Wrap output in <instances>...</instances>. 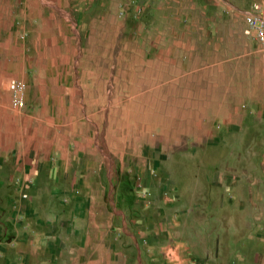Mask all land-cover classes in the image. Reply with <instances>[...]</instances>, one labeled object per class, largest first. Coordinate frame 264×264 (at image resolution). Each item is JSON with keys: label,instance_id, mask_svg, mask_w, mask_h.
Returning <instances> with one entry per match:
<instances>
[{"label": "rangeland", "instance_id": "374dc122", "mask_svg": "<svg viewBox=\"0 0 264 264\" xmlns=\"http://www.w3.org/2000/svg\"><path fill=\"white\" fill-rule=\"evenodd\" d=\"M259 1L32 0L30 19L23 0H0V179L53 149L99 165L107 190L138 174L166 193L198 185L204 201L226 166L264 174V46L243 34ZM207 209L181 241L218 240L212 264H264V219L238 229Z\"/></svg>", "mask_w": 264, "mask_h": 264}, {"label": "crops", "instance_id": "0c3cea01", "mask_svg": "<svg viewBox=\"0 0 264 264\" xmlns=\"http://www.w3.org/2000/svg\"><path fill=\"white\" fill-rule=\"evenodd\" d=\"M23 1L22 11L31 19L32 0ZM14 163L24 166L30 159ZM31 163L34 173L0 179V264H212L211 247L218 240L204 234L198 250L191 240L179 239L186 216L194 219L218 205L223 214L235 213L230 219L238 229L264 219V174H244L237 167L229 172L226 162L224 170L204 179V201L196 195L198 185L189 195L166 193L147 187L138 174L113 178L115 188L107 190L111 179L100 166L70 151L53 149ZM257 239L245 236L241 244Z\"/></svg>", "mask_w": 264, "mask_h": 264}, {"label": "built area", "instance_id": "2783aa9c", "mask_svg": "<svg viewBox=\"0 0 264 264\" xmlns=\"http://www.w3.org/2000/svg\"><path fill=\"white\" fill-rule=\"evenodd\" d=\"M243 22V34L264 46V0L254 3L243 14ZM10 88L17 90L18 85L11 83Z\"/></svg>", "mask_w": 264, "mask_h": 264}, {"label": "bare ground", "instance_id": "6f19581e", "mask_svg": "<svg viewBox=\"0 0 264 264\" xmlns=\"http://www.w3.org/2000/svg\"><path fill=\"white\" fill-rule=\"evenodd\" d=\"M32 136V135H31Z\"/></svg>", "mask_w": 264, "mask_h": 264}]
</instances>
